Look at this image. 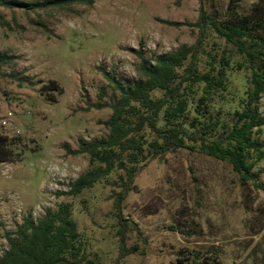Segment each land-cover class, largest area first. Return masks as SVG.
Returning a JSON list of instances; mask_svg holds the SVG:
<instances>
[{"label":"rangeland","instance_id":"374dc122","mask_svg":"<svg viewBox=\"0 0 264 264\" xmlns=\"http://www.w3.org/2000/svg\"><path fill=\"white\" fill-rule=\"evenodd\" d=\"M202 2L222 18L230 0ZM255 2L239 0L238 10L247 13ZM200 3L92 0L35 10L0 5V118L12 112L6 125L0 123L6 156L0 161V255L7 234L24 218L36 222L68 202L83 264H264V156L248 161L252 172L260 171L256 183H242L227 161L198 148L153 157V135L144 127V157L120 210L129 225L125 246L133 250L127 254L119 251L114 202L124 170H113L77 196L65 194L80 174L99 165L86 153L70 152L108 133L104 121L118 93L106 75L132 86L140 78V56L153 61L193 44ZM203 46L201 72L211 56L219 61L226 52L229 59L226 89L216 92L202 119L215 138L242 109L249 71L239 68L243 57L210 28ZM201 92L195 87V103ZM258 109L264 115V93ZM194 115L190 107L187 120ZM254 138L264 140V127Z\"/></svg>","mask_w":264,"mask_h":264},{"label":"trees","instance_id":"16d2710c","mask_svg":"<svg viewBox=\"0 0 264 264\" xmlns=\"http://www.w3.org/2000/svg\"><path fill=\"white\" fill-rule=\"evenodd\" d=\"M238 1L230 0L222 18H217L207 12L200 0L199 15L194 23L199 29L196 41L153 61L140 56V78L132 86L120 83L114 75H106L118 93L110 104L111 116L104 121L108 133L70 152L86 153L90 163L99 165L80 174L65 192L67 195L77 196L115 169L125 172L121 182L123 189L114 201L120 254L133 251L125 246L129 225L120 210L125 193L132 188L139 158L144 157L146 142L140 134L144 127L153 135L148 143L153 157L178 149L198 148L206 155L227 161L242 183L253 181L255 184L259 178L260 171L252 172L254 163L248 161L253 157L260 161L264 156V140L254 138L264 127V115H260L258 109L264 93V0H256L247 13L238 10ZM74 3L90 4L92 0H42L31 4L0 1L1 6L31 10L63 8ZM207 28L243 57L244 65L239 64V68L249 71L242 109L234 112L232 126L215 138L202 119L209 113L208 106L216 92L226 89L229 59L226 52L219 61L211 56L209 68L205 72L199 70ZM199 86L202 92L195 103V87ZM106 105L98 104L99 107ZM190 107L195 115L188 121ZM5 157L0 146V161ZM125 161L131 165L126 166ZM6 240L7 248L0 255V264H83L86 261L68 202L61 203L55 211L47 210L36 222L30 216L24 218L15 231L7 234Z\"/></svg>","mask_w":264,"mask_h":264},{"label":"built area","instance_id":"2783aa9c","mask_svg":"<svg viewBox=\"0 0 264 264\" xmlns=\"http://www.w3.org/2000/svg\"><path fill=\"white\" fill-rule=\"evenodd\" d=\"M11 116H12V112L8 111L2 118H0V123L2 125H6L9 119L11 118Z\"/></svg>","mask_w":264,"mask_h":264}]
</instances>
